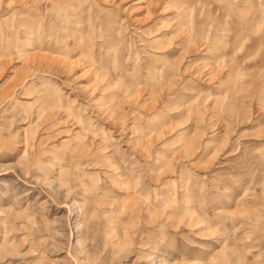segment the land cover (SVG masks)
I'll use <instances>...</instances> for the list:
<instances>
[{
    "label": "rangeland",
    "instance_id": "1",
    "mask_svg": "<svg viewBox=\"0 0 264 264\" xmlns=\"http://www.w3.org/2000/svg\"><path fill=\"white\" fill-rule=\"evenodd\" d=\"M0 264H264V0H0Z\"/></svg>",
    "mask_w": 264,
    "mask_h": 264
}]
</instances>
